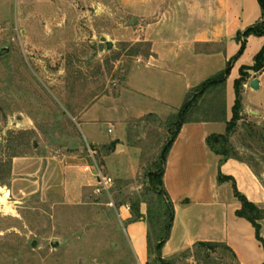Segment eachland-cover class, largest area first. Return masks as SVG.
Returning <instances> with one entry per match:
<instances>
[{"label":"rangeland","instance_id":"1","mask_svg":"<svg viewBox=\"0 0 264 264\" xmlns=\"http://www.w3.org/2000/svg\"><path fill=\"white\" fill-rule=\"evenodd\" d=\"M180 1L0 0V264H131L109 202L113 176L96 158L94 171L112 178L111 189L68 203L61 158L74 147L90 154L95 144L81 133L79 113L98 100L107 111L124 106L129 69L150 53L146 36L160 20L173 24ZM175 112L128 120L125 141L141 144L147 158L136 183L152 208L147 164L167 142ZM261 134L264 124L242 115L230 144L263 171ZM209 253L213 264H232L223 247Z\"/></svg>","mask_w":264,"mask_h":264},{"label":"crops","instance_id":"2","mask_svg":"<svg viewBox=\"0 0 264 264\" xmlns=\"http://www.w3.org/2000/svg\"><path fill=\"white\" fill-rule=\"evenodd\" d=\"M176 7L173 24L160 20L154 28L157 30L147 33L146 39L152 43L150 53L135 59L129 69L125 101L120 99L124 106L107 111L99 104L102 100H98L79 113L81 133L95 144L88 145L90 154L82 155L74 147L61 158L63 196L68 203L95 194L97 177L92 164L96 158L100 167L113 176L116 183L110 188L113 196L109 202L113 205L117 231L118 224L124 225L131 264H146L153 256L148 251V193H143L141 183H136L147 158L141 144L125 141L128 120L142 119L148 114L164 117L170 110L177 111L191 88L226 67L240 48L237 32L255 23L261 15L257 0H185L180 1V11L179 4ZM263 44L264 36L250 35L243 52L232 61L224 85V118L184 123L166 156L162 182L173 217L161 257L173 264H213L209 251L206 261L196 259L206 255L196 248L198 242L223 244L232 264H261L264 260V249L255 237L254 227L236 215L241 204L233 194L232 183L263 209L264 184L246 163L234 158L221 161V156L206 144L208 135L225 132L235 100L234 81L241 67L253 64ZM153 71L164 76H155ZM253 78L257 79L256 89L250 87ZM241 96L242 115L263 125L264 69L257 73L249 71ZM114 140L118 141L113 150L102 151ZM157 151L154 148L153 162L147 166L152 168L155 164ZM219 173L231 177L233 182L218 181ZM129 182L134 184L128 185ZM149 192L156 196L154 191ZM134 204L135 211L131 208ZM260 225L264 238V219Z\"/></svg>","mask_w":264,"mask_h":264},{"label":"trees","instance_id":"3","mask_svg":"<svg viewBox=\"0 0 264 264\" xmlns=\"http://www.w3.org/2000/svg\"><path fill=\"white\" fill-rule=\"evenodd\" d=\"M260 6L261 15L260 18L252 25L245 28L243 31H239L236 34V40L240 42V48L237 54L226 64V67L209 78L205 79L197 86L191 88L183 104L177 111L170 116L168 128L169 136L167 142L163 144L160 152L157 156L155 164L152 166L151 171L147 172V179L150 190L156 193L157 206L154 208L150 203L148 209L147 219L150 223V232L148 234V251L150 256H153L152 261L146 264H173L171 261L164 260L161 257V247L169 235L170 226L173 217V208L170 199L168 198L166 191L163 187L162 176L164 172V164L169 149L180 130L181 126L186 122L191 121H215L224 118V85L226 78L229 74L232 61L237 58L244 50L246 44V38L250 35L264 36V0H257ZM264 69V44L258 53L254 57V62L251 66H243L240 68L239 77L234 81L235 100L232 106V115L230 120L226 121V130L222 134L212 133L206 137V144L217 155L221 156V161L228 158H234L246 163L256 176L264 184L262 178V167L259 168V164L242 158L238 152L230 144V136L237 126V122L242 118V89L243 83L249 76V71L260 72ZM212 94L207 99L206 95ZM214 100H217L214 103ZM152 115V114H148ZM255 133V132H252ZM248 133V135H252ZM118 140L112 141L106 148L113 150ZM260 146L264 148V134L259 136ZM264 161V158L262 159ZM233 179L231 177L218 174V181H225ZM152 185V187L150 186ZM233 194L240 202V208L237 209L236 215L249 221L254 227L255 237L261 243L264 249V238L261 236L260 220L264 219V209L259 208L254 203L250 202L242 193H240L234 182ZM134 211L137 209L135 204L131 207ZM217 247H224L223 244L211 243V242H198L196 248L203 250L206 255L204 260L209 257V252H214ZM226 248V247H225ZM229 250V248H226ZM230 251V250H229ZM232 253V252H231ZM206 261V260H205ZM261 264H264V260Z\"/></svg>","mask_w":264,"mask_h":264},{"label":"built area","instance_id":"4","mask_svg":"<svg viewBox=\"0 0 264 264\" xmlns=\"http://www.w3.org/2000/svg\"><path fill=\"white\" fill-rule=\"evenodd\" d=\"M95 175L97 177L96 192H108L112 183V178L104 174L100 167H96Z\"/></svg>","mask_w":264,"mask_h":264},{"label":"water","instance_id":"5","mask_svg":"<svg viewBox=\"0 0 264 264\" xmlns=\"http://www.w3.org/2000/svg\"><path fill=\"white\" fill-rule=\"evenodd\" d=\"M101 41H105V38H104V37H101ZM105 42H106V46H107V48H110V47L112 46L111 42H107V41H105ZM5 51H6L5 48L1 49V50H0V54H2V53L5 52ZM250 87H252L253 89H256V88H257V79H256V78H253V79L251 80V82H250ZM33 245H34V242H33Z\"/></svg>","mask_w":264,"mask_h":264}]
</instances>
